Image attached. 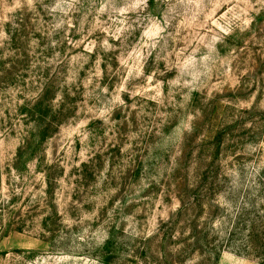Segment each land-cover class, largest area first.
Returning <instances> with one entry per match:
<instances>
[{
    "label": "rangeland",
    "instance_id": "obj_1",
    "mask_svg": "<svg viewBox=\"0 0 264 264\" xmlns=\"http://www.w3.org/2000/svg\"><path fill=\"white\" fill-rule=\"evenodd\" d=\"M262 217L264 0H0V264H213Z\"/></svg>",
    "mask_w": 264,
    "mask_h": 264
},
{
    "label": "trees",
    "instance_id": "obj_2",
    "mask_svg": "<svg viewBox=\"0 0 264 264\" xmlns=\"http://www.w3.org/2000/svg\"><path fill=\"white\" fill-rule=\"evenodd\" d=\"M63 97H64V94H63ZM62 103H63V99L61 98L60 103L58 102V104L55 107L51 105L50 107H52V109L54 108L59 113H62V110L64 108V105H62ZM52 109L47 110V108L45 109V106L42 109V112L40 114V124H39L42 128L45 127V129H43L42 134H45L47 129L49 128L55 131L57 130V126L60 125V124H55L52 122V120L48 119L49 118L48 113L49 112L51 113ZM74 110H75V106H74ZM222 143L223 142L221 140V136H219L218 138H214L212 142V145L215 148V155H214L215 158H217L218 156ZM28 146L29 144H27L24 148L28 149L29 148ZM210 173L211 172H206L205 175H203V177L199 178V181L201 182L202 180L204 182L207 179L214 180V177L210 176ZM193 195H194L193 199H195L196 194L194 193V191H193ZM259 220L254 219L248 222V226L246 227L245 238L244 240H241L239 244H237V242L235 241L231 242L233 239L229 238V240L226 242L224 246V248L227 250H222L221 248L217 253L216 252L214 253V258H213L214 263L213 264H218L220 253L223 251H230L231 253L237 256L255 258L256 260L259 261L260 264H264V231H261V229H264V217L259 218ZM114 243L116 242L113 239L111 238L107 239L103 246V250L104 251L107 250L109 247L114 245Z\"/></svg>",
    "mask_w": 264,
    "mask_h": 264
}]
</instances>
